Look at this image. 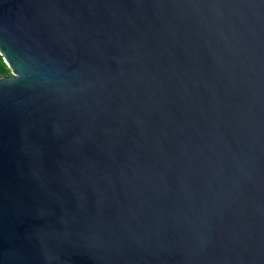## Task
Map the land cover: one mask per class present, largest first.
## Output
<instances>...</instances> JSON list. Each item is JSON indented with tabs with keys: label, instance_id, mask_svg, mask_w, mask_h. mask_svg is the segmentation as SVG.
I'll return each mask as SVG.
<instances>
[{
	"label": "water",
	"instance_id": "1",
	"mask_svg": "<svg viewBox=\"0 0 264 264\" xmlns=\"http://www.w3.org/2000/svg\"><path fill=\"white\" fill-rule=\"evenodd\" d=\"M0 264H264V0H0Z\"/></svg>",
	"mask_w": 264,
	"mask_h": 264
},
{
	"label": "trees",
	"instance_id": "2",
	"mask_svg": "<svg viewBox=\"0 0 264 264\" xmlns=\"http://www.w3.org/2000/svg\"><path fill=\"white\" fill-rule=\"evenodd\" d=\"M9 72L6 63L3 61L2 55L0 54V75H5Z\"/></svg>",
	"mask_w": 264,
	"mask_h": 264
},
{
	"label": "rangeland",
	"instance_id": "3",
	"mask_svg": "<svg viewBox=\"0 0 264 264\" xmlns=\"http://www.w3.org/2000/svg\"><path fill=\"white\" fill-rule=\"evenodd\" d=\"M2 58H3V56H2ZM3 61H4V59H3ZM7 65V64H6ZM8 67V66H7ZM8 69H9V72L7 73V74H5V75H0V76H10L12 73H11V69L8 67Z\"/></svg>",
	"mask_w": 264,
	"mask_h": 264
}]
</instances>
